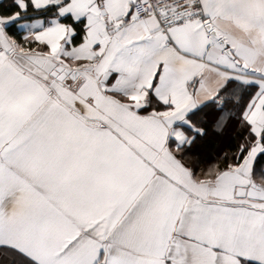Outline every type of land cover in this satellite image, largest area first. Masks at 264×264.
<instances>
[{
	"label": "snow or ice",
	"instance_id": "obj_1",
	"mask_svg": "<svg viewBox=\"0 0 264 264\" xmlns=\"http://www.w3.org/2000/svg\"><path fill=\"white\" fill-rule=\"evenodd\" d=\"M0 264H264V0H0Z\"/></svg>",
	"mask_w": 264,
	"mask_h": 264
},
{
	"label": "trees",
	"instance_id": "obj_2",
	"mask_svg": "<svg viewBox=\"0 0 264 264\" xmlns=\"http://www.w3.org/2000/svg\"><path fill=\"white\" fill-rule=\"evenodd\" d=\"M209 147H210V155H211V149H213L215 147V143L214 142H210Z\"/></svg>",
	"mask_w": 264,
	"mask_h": 264
}]
</instances>
